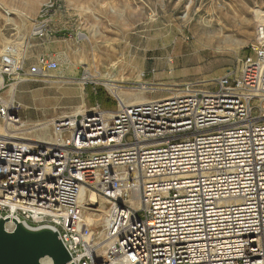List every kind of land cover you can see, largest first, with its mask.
I'll return each mask as SVG.
<instances>
[{
  "label": "built area",
  "instance_id": "1",
  "mask_svg": "<svg viewBox=\"0 0 264 264\" xmlns=\"http://www.w3.org/2000/svg\"><path fill=\"white\" fill-rule=\"evenodd\" d=\"M56 6L43 5L33 38L53 32ZM252 51L213 80L127 103L119 91L159 88L96 80L88 68L53 75L47 56L26 67L9 48L0 61L4 126L21 122L19 105L2 96L10 79L91 84L95 94L103 87L117 109L96 104L55 120L49 139L0 130V218L54 229L72 264H264L262 23ZM83 189L109 204L101 236L84 218Z\"/></svg>",
  "mask_w": 264,
  "mask_h": 264
},
{
  "label": "rangeland",
  "instance_id": "2",
  "mask_svg": "<svg viewBox=\"0 0 264 264\" xmlns=\"http://www.w3.org/2000/svg\"><path fill=\"white\" fill-rule=\"evenodd\" d=\"M49 1L57 4L53 32L45 39L33 38L35 21ZM261 23L264 0H0V61L13 48L26 67L47 56L67 78L79 77L88 68L96 80L159 88L119 91L127 103L163 99L170 95L161 90L164 86L210 81L228 68L238 69L240 60L258 46ZM220 27L225 31L222 41L210 46L201 39ZM17 82L7 81L2 96L21 105V121L33 131L19 137L49 139L55 120L96 104L117 109L111 92L103 87L95 94L91 84L57 78ZM108 207L101 201L91 207L105 210L91 226L97 236L104 230Z\"/></svg>",
  "mask_w": 264,
  "mask_h": 264
},
{
  "label": "water",
  "instance_id": "3",
  "mask_svg": "<svg viewBox=\"0 0 264 264\" xmlns=\"http://www.w3.org/2000/svg\"><path fill=\"white\" fill-rule=\"evenodd\" d=\"M12 220L13 230L7 229ZM52 264H72V258L52 228H31L17 219L0 218V264H42L43 259Z\"/></svg>",
  "mask_w": 264,
  "mask_h": 264
},
{
  "label": "bare ground",
  "instance_id": "4",
  "mask_svg": "<svg viewBox=\"0 0 264 264\" xmlns=\"http://www.w3.org/2000/svg\"><path fill=\"white\" fill-rule=\"evenodd\" d=\"M224 29L223 28H218L215 30V32L210 31L209 33H204V35L201 36V39L206 42L207 44H209L210 46L215 45L216 42H220L223 40V36H221V33H224ZM226 39H230V37H225ZM15 88V86H14ZM125 94V93H123ZM13 98V97H12ZM132 98V97H131ZM13 100V99H12ZM146 100L144 99H138L135 102H145ZM20 104H19V109H20ZM86 112V111H85ZM84 111H80L77 113L83 114L85 113ZM27 125L25 122L21 121L19 124L10 127V126H4L3 124L0 125V130L3 132H17L19 134H24L27 135L30 132L33 131H29V128H26ZM40 127V126H39ZM33 130V129H32ZM29 140V139H28ZM80 202L84 207V218L86 220V222L90 225L93 226L94 223H97L98 221L101 220V217L103 214H105V210L103 209H93L91 207L96 206L98 204V199L95 198V195L92 194L91 192H89L86 189H83L81 191V195H80ZM108 213V212H107ZM93 224V225H92ZM7 229L8 230H13L15 228V224L12 220H10L7 223ZM42 264H52L51 260L46 258L42 260Z\"/></svg>",
  "mask_w": 264,
  "mask_h": 264
},
{
  "label": "crops",
  "instance_id": "5",
  "mask_svg": "<svg viewBox=\"0 0 264 264\" xmlns=\"http://www.w3.org/2000/svg\"><path fill=\"white\" fill-rule=\"evenodd\" d=\"M61 32H66V30L64 29V30H60ZM51 35V34H50ZM59 69V71H57L56 72V74L58 75V76H64V77H66L65 75H63V70L61 69V68H58Z\"/></svg>",
  "mask_w": 264,
  "mask_h": 264
}]
</instances>
